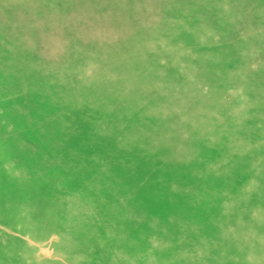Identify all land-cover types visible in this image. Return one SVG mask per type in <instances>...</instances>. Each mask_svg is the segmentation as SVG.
<instances>
[{
	"label": "rangeland",
	"instance_id": "obj_1",
	"mask_svg": "<svg viewBox=\"0 0 264 264\" xmlns=\"http://www.w3.org/2000/svg\"><path fill=\"white\" fill-rule=\"evenodd\" d=\"M218 2L226 8L214 10ZM21 3L0 0V192L11 190L14 203L19 201L28 209L42 201L45 217L37 218L30 228L23 215L10 210L11 204H0V216L5 218L2 227L19 238L16 245L0 242V264H125L117 255L120 250L155 255L158 264H264V249L254 236L245 247L230 238L243 230L264 234V223L247 227L249 211L262 208L264 202V102L256 103L248 88L264 74V51L260 49L264 0ZM180 8L190 9L198 20L178 15ZM248 53L251 62L257 63L256 73L245 65ZM230 112L243 123L237 133L229 129ZM224 115L213 131L201 134L203 144L194 166L197 171L207 166L203 172L208 170V174L196 190V206L188 215H194L196 225L198 221L205 228L202 243L223 238L220 246L230 250L229 256L192 261L182 245V235L163 225L155 231L150 228L154 238L141 247L133 248L129 239L116 245L98 243L89 236V207L70 214L78 199L87 205L95 201L92 177H101L104 171L126 172L114 164L118 139L123 143L131 139L127 146L131 156L143 147L144 158L166 154L165 171H177L169 160L174 156L181 159L179 149L187 150L194 140L202 143L196 134L200 119L219 121ZM173 126H179L177 133ZM191 128L195 133H189ZM161 134L165 135L163 141L157 139ZM21 137L40 142L39 151L30 155L26 150H10ZM43 138L48 141L42 143ZM168 140L174 141L175 148H168ZM237 148L251 152L235 162L232 154ZM54 156L60 169L66 160L71 161L66 176L71 172L73 178L65 180V176L61 183L50 180L47 175L54 171L49 158ZM83 170L84 178L77 179L76 173ZM14 172L30 177L21 181L8 177ZM248 184L262 198L246 202L241 214L246 224L240 227L231 220L243 203L242 188ZM100 185L99 191L104 193L106 185ZM114 186L127 190L126 183ZM60 197L69 200L62 210L56 204ZM109 206L99 205L102 215ZM155 206L161 212L167 208ZM152 207L151 203L147 209L156 213ZM51 216L57 217L53 231L40 224ZM231 227H235L232 233ZM104 232L98 230L100 236ZM170 245L172 254L167 253ZM206 247L212 250L210 245ZM23 250L30 252L27 259L20 257ZM132 264L148 263L138 258Z\"/></svg>",
	"mask_w": 264,
	"mask_h": 264
},
{
	"label": "bare ground",
	"instance_id": "obj_2",
	"mask_svg": "<svg viewBox=\"0 0 264 264\" xmlns=\"http://www.w3.org/2000/svg\"><path fill=\"white\" fill-rule=\"evenodd\" d=\"M21 1L25 3L28 2L29 0L27 1L21 0ZM204 5L208 6V3H205ZM220 8H226V6L220 2H218L217 5L213 6L214 10ZM102 12L104 16L107 15V11L106 10L103 11V9L100 8V13ZM191 12L192 11L190 9L184 11L183 9L180 8L177 10L178 15L180 16H184V17L188 16L189 20L194 18L198 20L197 19L198 16L195 13L191 14ZM18 13L19 12H17V14ZM186 13L191 15H188ZM212 19L214 20V18ZM187 26H188V31H190L193 28L190 24ZM136 33H138L137 30ZM53 41L54 40L52 39V42ZM21 44H23V42H21ZM260 49L261 51H264V42L260 43ZM249 55L250 53H248L244 57L245 65H247L248 68L254 70V72L256 73L257 63L251 62L252 57H248ZM23 64L24 62L21 61V66ZM27 68L33 69L34 67L32 68L31 65H27ZM99 68L101 69V67ZM259 78H261L258 79L257 81L259 82V84H257V82L249 83L250 85L248 86V88L250 89L252 96H254L255 102L263 103L264 84H260V82L261 81L264 82V74L260 75ZM245 103L246 101H244L241 104V106H244ZM228 115L233 120V121L231 120L232 123L229 125V129L232 132L237 133L238 129H243L242 127L243 123L241 122L237 114L230 112L228 113ZM224 118L225 115L223 118H219V121H217L215 118L212 119V117L206 119H200L202 120V123L198 127L196 134L198 135L199 139L202 140V143H199L194 140L192 146L190 148L187 147V150L185 149V147L179 149V152L182 153L183 157L180 159V157L176 158L177 156H174L171 158L173 159V161L169 160V163L172 164L174 167H176L177 171H171L168 173L165 171L167 166L166 164H168L166 154L154 156L153 158L151 157V159L144 158L141 157L143 154H145V148L143 147L141 148L139 153L135 154L134 156H131L132 154H128L127 152V146L131 142V139H129L124 143L122 139H118V144H116L115 147L118 150V153L114 154L113 156V159H115L114 164L119 170L126 172H124L123 174L108 172L107 174L104 171L101 177H92L90 179V185L94 190L93 195L96 196L95 201L87 205V203L83 201L82 198L78 199L75 202L73 208L70 209L69 211L70 214L73 216L79 213L80 209L89 207L88 215L91 216V219L88 218V222H90L89 236L91 240H95L98 243H104L106 245L107 244L116 245L120 242L128 241L129 239L130 245L133 248L141 247L140 245L145 244V242L150 241L154 238L152 231H150V228L155 231L156 226L160 227L161 225H163L164 228L167 227L168 229L173 230L175 233H178L179 236L182 235L180 236L182 238V245L183 247L187 248L188 254L186 255H188L192 261H198L205 256L215 259H217L218 257L229 256L230 250H225L220 246V241L222 242L223 238H219V240H215L213 243L211 242L210 244H207L208 242L202 243L203 241L202 233L205 232V228L200 226L198 221H197L198 226L196 225L195 220L197 219L194 215L192 214L188 215L190 209L196 206L193 204V202L197 200L196 190L204 185L206 181V175L208 174V170L206 172H203L207 166H203L202 171L201 170L197 171V169L194 166L196 162V158L198 156L197 155L198 148H200V145L203 144V136L201 134L205 131H213L216 125L218 124V122H220V120H223ZM60 128H65V127L61 126ZM173 128H174V132L177 133L179 126L177 127L173 126ZM192 131L195 133L194 129L192 128L189 130V133H191ZM72 135H74V133ZM164 137L165 135L161 134L157 139H159V141L160 140L163 141ZM43 141L46 143L48 139L43 138L42 143ZM132 142L134 141L132 140ZM235 142L237 143V141H234L233 145L236 148L237 145ZM167 143H168V148L169 147L175 148L176 146L174 141L168 140ZM39 149H40V142L36 140L34 143L33 142L30 143L29 141H26L23 137H21L18 139L17 143H15L13 147H11L10 150L20 151L23 153H25L26 150V152L31 155L37 153ZM227 150L230 151L232 149L231 148L229 149V147H227ZM250 152L251 150H245V149L241 150L240 148H237V151H235L234 154H232V157L235 158L234 160L236 162L237 160H241L242 158L245 157L247 158ZM97 157L94 159H97ZM109 157L112 158L110 155H108V158ZM77 160L80 161L79 158H77ZM59 163L60 161L55 156L49 158V164H50L49 166L53 168L54 173L48 174L47 176H49L50 180H52L55 183L63 182V178L66 176L68 170L72 169L71 161L69 159L66 160L65 166H63L62 169H60V167L58 166ZM90 166L96 168L94 164H90ZM62 170L65 171L61 172ZM22 174L24 173L14 172L13 176L9 175L8 177H13L14 179H17L19 181H21V179L30 177L27 176L26 174L24 175ZM85 174L86 171L84 170L79 171L76 173V178L80 180L84 178ZM122 175L125 176L122 177ZM71 177L73 178V174L69 172L65 180H67V178L69 180L71 179ZM126 180H128V182H125ZM102 183L106 185L104 193L99 191L100 186H102L100 184ZM122 183H126L127 190L125 189L122 190L121 188H117L116 186H114V185H120ZM123 191L125 192L123 193ZM255 191L256 190L254 189L253 184H248L247 186H243L242 188V193L244 192L243 194L244 196L242 197L243 203L234 212L231 223L235 224L236 226L239 225L240 227H242L243 224L244 225L246 224V222H242L241 219V214L244 211L246 202L250 201V199L253 198L254 199L262 198L261 197L262 195L259 194L258 191L256 192ZM13 200H14V196L11 193V190L8 189L6 192H0V204L1 205L11 204L10 210L12 212L17 211L21 215H23L22 217L25 224L28 225L30 228H32L37 218H42V216L45 217L44 211L42 212V208H41V204L43 203L42 201H39L38 204L35 205L37 206L36 208L28 209L27 207L23 206L22 203H20L19 201L14 203ZM68 201L69 200H67V198L60 197L56 200V204L62 210L63 207L65 206V203L66 202L68 203ZM102 203H104L105 205L106 203H109L110 205L108 207V211L106 215H102L101 211H99V205L101 206ZM151 203L152 206H154V208L152 207L153 210L157 214L152 213L150 210H148L149 209L148 207L151 206ZM154 203L155 204L158 203V205H167V208L162 210L163 212H161L156 208L157 206H155ZM262 203H263V205L261 206L262 208L258 207L257 209H253L249 211L251 217H249L250 222L248 223L247 227H250V224L258 225L264 223V202L262 201ZM156 215H158V217L156 218V220H154ZM56 219H57L56 216H51L50 218L41 222L40 224L46 225L48 228H50V230L53 231V229L56 228V223H55ZM3 220H5V218H2L0 216V242L8 243L10 245L11 244L16 245L17 240H19V238L17 239L16 235L12 231H9L8 229L2 227L3 223L1 224V222ZM152 220H154V223H150ZM101 228L105 230L103 234L104 236H100L101 233H98V230ZM234 228L235 227H231L229 231L232 233V230ZM224 236H226L225 237L226 240L228 236L227 235ZM253 236L256 238L258 242V246L261 249H264V234L257 236V235H252L247 230H243L239 236L230 237V238L234 239L235 243L236 242L240 243L243 247H245L253 239ZM86 242L89 241L86 240ZM208 245L212 247L211 251L207 250L206 246ZM171 251H172V245L167 247V253L172 254L170 253ZM117 255L119 258L124 259V262H126L125 264H132L133 262L135 263L138 258L142 261H146L148 264L149 263L152 264V262L154 263L157 261V259L155 261V258H157L155 255H151L148 253H137L136 251L128 252V251L120 250L118 251ZM29 256H30L29 251L23 250L22 252H20L21 258L27 259ZM173 257L180 258L181 256H173ZM186 262L187 261L185 260V263ZM158 263L159 262H156V264ZM173 264H183V263L180 261H175L173 262ZM186 264L189 263L187 262Z\"/></svg>",
	"mask_w": 264,
	"mask_h": 264
}]
</instances>
